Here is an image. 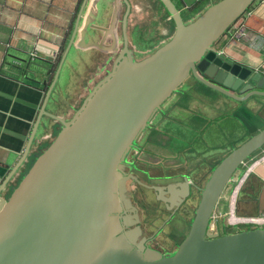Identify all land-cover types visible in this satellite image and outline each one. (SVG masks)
Instances as JSON below:
<instances>
[{
	"label": "water",
	"instance_id": "water-1",
	"mask_svg": "<svg viewBox=\"0 0 264 264\" xmlns=\"http://www.w3.org/2000/svg\"><path fill=\"white\" fill-rule=\"evenodd\" d=\"M117 0H97L73 47L80 17L64 50L54 81L38 110L30 136L0 131L27 141L19 162L0 186V264H264V228L220 235L209 232L211 219L226 188L245 162L264 148V118L244 116L248 105L264 106V77L221 53L218 43L257 0H220L186 23L172 0H159L171 16L174 36L151 55L136 60L128 40L131 4L120 22ZM87 0L84 1L82 14ZM106 5V8H98ZM94 12V13H93ZM122 23L120 47L115 30ZM97 24V25H96ZM92 37L83 45L88 36ZM111 37L113 45L105 41ZM112 52L116 59L66 120L47 111L60 71L73 49ZM47 65V64H46ZM27 65L34 74L18 78L45 87L48 66ZM26 67V66H25ZM34 78H32V76ZM243 104L234 116L251 137L227 155L201 190L190 230L173 255L146 246L141 216L130 196L129 181L149 187L125 173L126 163L142 133L164 104L189 77ZM37 88V87H35ZM38 89V88H37ZM0 95L13 99L0 92ZM44 117L61 129L40 154H30ZM33 161L11 194L10 181L26 160ZM248 177V174L246 175ZM186 186H188L186 184ZM187 187L185 195H189ZM173 204V199L163 198Z\"/></svg>",
	"mask_w": 264,
	"mask_h": 264
},
{
	"label": "crops",
	"instance_id": "crops-1",
	"mask_svg": "<svg viewBox=\"0 0 264 264\" xmlns=\"http://www.w3.org/2000/svg\"><path fill=\"white\" fill-rule=\"evenodd\" d=\"M84 1L0 0V92L13 97V99H10L0 95V128L7 129L25 138L30 136L39 109H34L14 99H21L24 102L35 104L39 108L41 107L44 95L54 81L62 59V50H65L72 38L78 17H80V22L73 47L80 43L79 33L84 29L92 11L95 12L94 5L97 0H87L81 14L80 11ZM128 1L131 4V12L127 25L128 40L135 55L139 46L138 40L148 38L151 42L149 46L158 49L174 36L176 31L175 24L159 0ZM172 1L181 14L187 17V23L195 20L212 3V0H208L203 5V9L198 14L193 15L189 13V9L200 0ZM116 2L120 7L121 22L126 7L122 0H117ZM213 2L215 1L213 0ZM106 7V5L98 6V8ZM242 19L241 23L244 25V34L240 36L232 33L227 34L217 46L220 48L221 53L226 54L236 63L243 65L244 68H248L254 73H260L264 77V0H257ZM121 28L122 23H119L118 28L115 30L120 47L123 44ZM90 40H92V37L89 35L83 44L88 43ZM111 40L112 38L108 37L105 44L113 45ZM34 51L39 54V59H31L30 54ZM97 53L101 57H103V54H107L104 56L105 59L107 56L109 58L112 55V52L102 53L94 48L85 51L78 49L70 51L60 71L51 101L47 106L48 112L64 119L73 116V112L71 113V111L75 110L78 105L76 92H74V96L71 99H68V97L71 95L72 86L75 83L77 73H79V65L82 61L87 62L89 57H94ZM146 57L147 55L144 56V58ZM96 58L98 57L96 56ZM34 63L47 64L46 66H48L47 71H38V74H44L42 78L46 81L45 87L42 85L37 86V84L35 85L31 82L23 83L18 78L22 74H34L33 70L30 71L27 67V65ZM32 78L34 77L32 76ZM187 81H189L187 88L183 92H179V94L181 93L179 99L187 98L188 105L183 106L182 103L178 104L179 106L175 105L178 109L185 110L187 117L196 109L194 107L195 101L193 100L203 101L204 99H208L211 103L214 102V107L210 111L211 119L213 116L218 115L217 111L223 109L227 114L229 113L238 120L247 131L242 122L234 116L239 109L243 108V104L223 94V99H228L229 102L225 103L221 99L223 103H220V100L210 94V89L198 82L194 77H189ZM198 85L204 86L210 92L206 94L198 92ZM53 99H56L55 102H53ZM180 106L186 109H182ZM197 109L196 112L201 111L200 107ZM162 112H164L163 109ZM242 113L244 116L264 118V106L251 104L245 107ZM49 122H53V120L48 117L42 119L33 148L30 151L31 156L35 154L36 145H38L37 148L39 150L46 143L45 133L51 127ZM26 145V140L0 131V186L10 173L11 168L21 159ZM260 151L261 157L248 169V177L245 180L246 190L236 205L237 214L246 218L264 217V148ZM28 163L29 160L24 162L20 170L10 181L7 191H9L11 185L16 184L18 181L20 182L23 174L28 169ZM4 194L3 196L5 197Z\"/></svg>",
	"mask_w": 264,
	"mask_h": 264
},
{
	"label": "rangeland",
	"instance_id": "rangeland-1",
	"mask_svg": "<svg viewBox=\"0 0 264 264\" xmlns=\"http://www.w3.org/2000/svg\"><path fill=\"white\" fill-rule=\"evenodd\" d=\"M214 1L217 2L218 0ZM163 10L166 12L165 9ZM84 42H86V40ZM137 43L139 46L137 48L135 58L138 61L144 59L145 55H151L157 50V48H151L149 46L151 42L148 38L138 40ZM81 48L82 47L78 45L77 49ZM96 56H99L98 53ZM96 56L89 57L87 62L82 61L79 65V73H77L75 83L72 86L73 89L71 90V95L68 97V99H71L72 96H74V92H76L78 105L75 110L73 109L71 111L73 114L80 108L89 92L100 80L104 78L107 71L112 67L111 63L99 61V57L96 58ZM188 82L189 81H185L184 85L180 87L178 93H176L164 104V112H160L157 115V117L152 121L150 129L145 132L143 138H141L138 143L139 147H144V149H141L140 152L133 153L130 158V161L137 163L140 170L149 172L153 177H163L165 176V171L168 170L169 173H171V166L176 164V166H179V168L181 167L183 171L191 168L195 173L199 172V174H194V176L198 177L202 174L204 179L207 180L210 176V170L207 171L206 168H210L218 164L221 161V158L224 159L230 154V152L242 145L251 137L249 132L243 128L241 123L229 113L227 114L223 109L217 111L218 115L215 117L213 116L211 119L210 111L214 107V102L211 103L208 99H204L203 101L193 100L195 101V106H193L196 109L193 110V113L189 117H187L185 115L187 112L185 110L178 109L175 105L180 103H182L183 106L188 105L187 98L179 99V96H181V93L179 94V92L186 90ZM209 89L204 88L202 85H198L197 91L203 94L211 91L210 94L214 95V98L216 97L220 101L222 99L225 103L229 102L228 99H223V95L221 93L216 91L214 92L212 89L208 91ZM55 100L56 99H53V102H55ZM220 103L223 102L221 101ZM199 107L201 111L196 112ZM182 109L186 108L182 107ZM49 124L51 127L48 129L49 131L45 133L46 143L39 150L37 148L38 145L35 146V153H37V155L40 154L51 142H53L55 136L58 134H54L57 123L53 121L49 122ZM190 125L193 126L192 131L188 129ZM146 141H150V143L155 145L147 144ZM164 144H166V146L169 144L170 150L175 152L177 155L168 154L166 150L155 147L156 145L163 146ZM199 151L202 153L194 155V159L190 158L193 153ZM187 152H189V154H186ZM260 152L261 151L256 152L245 162L244 165L241 166L236 176L225 190L223 200L215 212V216L210 227V229L214 228L219 231L220 235L256 228L255 226L232 227L229 225V218L231 217L235 202L236 206L237 202H239L242 198V194L246 190L245 180L247 179L246 175L248 174V169L255 161H257V159L261 157ZM178 153H180V155ZM217 154L221 155V157L214 156ZM174 157L179 159L172 162L171 159ZM33 159V157L29 158L28 166ZM143 171L138 174L141 175L147 183H149L147 181L148 175ZM189 173L192 174L191 172ZM18 183L19 181L9 187V191L4 194L5 197L10 196L12 187H16ZM130 192L135 206L138 207L141 213L143 227L146 234L149 236H155L154 245L164 254L174 252L190 229L192 220L195 216V210L197 209L200 201V196L197 194V199L193 201V207L186 209L184 212L177 215L173 220H170L169 213H167L161 203L156 201L153 191L132 183L130 184ZM233 216V219H235V215Z\"/></svg>",
	"mask_w": 264,
	"mask_h": 264
},
{
	"label": "flooded vegetation",
	"instance_id": "flooded-vegetation-1",
	"mask_svg": "<svg viewBox=\"0 0 264 264\" xmlns=\"http://www.w3.org/2000/svg\"><path fill=\"white\" fill-rule=\"evenodd\" d=\"M104 55H107V54H103L101 56H98V60H103V62L105 63H111L113 65L116 57H111L109 56V58L106 57V59L104 58ZM97 60V61H98ZM162 112V111H161ZM160 113V112H159ZM157 113V114H159ZM70 118L66 119V120H69ZM57 123V122H56ZM57 123V126H56V130L54 131V134H57L60 129H61V124ZM151 125V123H150ZM150 125L149 127L142 133V135L140 136V138L138 139L137 141V144L135 145L133 151L131 152L129 158H128V161L126 163V168H125V173L127 175H130V174H133L135 175L142 183H144L145 185H148L149 187H163L164 188V191L163 193H161L160 191H156L152 188H148V187H144L134 181H129V190H130V184H137L139 186H142L148 190H151L154 192L155 194V198H156V201H158L159 203H161L165 210L167 211V213H169V219L170 220H173L177 215H179L181 212H184L186 209L190 208V207H193V201H195V199H197V194L200 196V200H201V190L204 188L206 182L208 181V179L210 178L213 170L221 163V161L223 160V158H221V161L210 167V168H206V170H210V176L208 177L207 180L204 179L203 175L201 174V176H194V174H199V172H194L191 168H189V170H186V171H183L182 168L179 166H176V164H174L173 166H171V173H169V170L168 171H165L163 177H153L151 176V174L147 171H143V170H140L139 166L137 165L136 162H133V161H130V158L132 156L133 153H137V152H140L141 149H144V147H139L138 143L139 141L141 140V138H143L144 134L146 131H148L150 129ZM55 126V125H54ZM188 129L190 131L193 130V126L190 125L188 127ZM58 130V131H57ZM169 142V141H168ZM147 144H152L150 143V141H146ZM152 145H155V144H152ZM165 145V146H164ZM163 146H159V145H156L155 147L159 148V149H163V150H166L168 152V154H171V155H174L176 154L175 152H172L170 150V145L168 144V146H166V144H164ZM168 148V149H167ZM202 151V150H201ZM201 151L199 152H196V153H191V159H194V155H199L200 153H202ZM208 153V152H207ZM210 153V152H209ZM180 155V153H178ZM186 154H189V152H187ZM177 155V154H176ZM182 155H185V154H182ZM215 157H221V155H214ZM179 158H176L174 157L173 159H171L172 162H175L177 161ZM209 165V164H208ZM145 172V174L148 175L147 177V181L149 183H147L143 177H141V175H139L138 173L139 172ZM189 172H191L192 174H190ZM186 184L188 186H186ZM187 187L189 188V195H185V192H186V189ZM130 196L132 198V195H131V192H130ZM163 198H168V199H173V204L172 203H169V202H165L163 200ZM223 200V199H222ZM221 200V201H222ZM133 201V200H132ZM200 202V201H199ZM134 203V202H133ZM221 203V202H220ZM236 204V202H235ZM234 204V208H233V211L232 213L234 212L236 215L240 216L239 214H237L236 212V206ZM220 205V204H219ZM137 207V206H136ZM138 208V207H137ZM218 208V207H217ZM217 210V209H216ZM215 210V212H216ZM196 211V210H195ZM188 212V211H187ZM186 212V213H187ZM215 212L213 214V216L215 215ZM140 213V211H139ZM140 216H141V213H140ZM213 218V217H212ZM193 221V220H192ZM192 224V223H191ZM211 224H212V219H211V223H210V226H209V230H210V227H211ZM141 227H142V230H143V237L146 238V246L151 248V249H154V250H157V251H160L162 254H164L159 248H157L155 245H154V239H155V236L154 235H151L149 236L148 234H146L145 230H144V227H143V219H142V216H141ZM191 227V226H190ZM190 230V229H189ZM189 232V231H188ZM188 234V233H187ZM186 234V235H187ZM186 237V236H185ZM184 237V238H185ZM183 238V240H184ZM182 240V241H183ZM181 241V242H182ZM180 242V243H181ZM180 245V244H179ZM178 245V246H179ZM178 248V247H177ZM177 251V249L170 253V254H164L166 256L168 255H173L175 252Z\"/></svg>",
	"mask_w": 264,
	"mask_h": 264
},
{
	"label": "built area",
	"instance_id": "built-area-1",
	"mask_svg": "<svg viewBox=\"0 0 264 264\" xmlns=\"http://www.w3.org/2000/svg\"><path fill=\"white\" fill-rule=\"evenodd\" d=\"M247 14V13H246ZM245 14V15H246ZM243 19H241L236 25V29L232 32V34L236 35V36H240L243 35V28L244 25L241 23ZM31 59L35 60V59H39V54L34 51L30 54ZM233 215H235V220H232V218L234 217ZM215 216V215H214ZM213 216V218H214ZM212 218V221H213ZM229 225L232 227H239V226H255V227H262L264 228V217H242V216H238L236 215L234 212L231 214V217L229 218ZM210 233L215 234V233H219V231L213 229L209 230Z\"/></svg>",
	"mask_w": 264,
	"mask_h": 264
},
{
	"label": "trees",
	"instance_id": "trees-1",
	"mask_svg": "<svg viewBox=\"0 0 264 264\" xmlns=\"http://www.w3.org/2000/svg\"><path fill=\"white\" fill-rule=\"evenodd\" d=\"M208 0H200L198 3H196L193 7H191L189 9V13L190 14H198L202 9H203V5L205 4V2L207 3ZM220 1V0H218ZM217 1V2H218ZM251 9V8H250ZM185 22L187 23V17L185 15H182ZM62 53H64V50H62ZM62 55V54H61Z\"/></svg>",
	"mask_w": 264,
	"mask_h": 264
},
{
	"label": "bare ground",
	"instance_id": "bare-ground-1",
	"mask_svg": "<svg viewBox=\"0 0 264 264\" xmlns=\"http://www.w3.org/2000/svg\"><path fill=\"white\" fill-rule=\"evenodd\" d=\"M232 220H235V219L232 218Z\"/></svg>",
	"mask_w": 264,
	"mask_h": 264
}]
</instances>
